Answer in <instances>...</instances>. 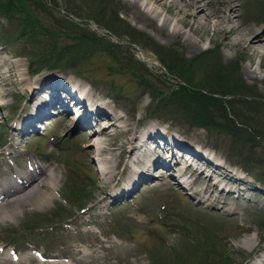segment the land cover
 I'll list each match as a JSON object with an SVG mask.
<instances>
[{"label":"rangeland","instance_id":"1","mask_svg":"<svg viewBox=\"0 0 264 264\" xmlns=\"http://www.w3.org/2000/svg\"><path fill=\"white\" fill-rule=\"evenodd\" d=\"M131 1L114 0V3L118 18L143 35L135 43L121 33L115 35L119 40L110 35L113 27L107 21L111 17L107 9L104 17L107 22L97 25L88 20L87 13L95 11L91 0H71L68 7L61 0L57 5L45 0L52 8V17L36 15V18L52 35H40V40L35 38L32 42L27 41V37L21 38L22 28L18 22L9 25L0 17V66L5 65V60L14 66L10 71L7 66L0 67V173L10 176L17 169L25 171L26 160L34 158L55 167L59 180L54 198L45 207L29 203L20 205L15 218L0 222V264H198L206 254L212 259L209 261L217 263L219 255L224 253L232 264H256L264 254V226L258 224L264 220V42L255 54L244 49L245 39L254 31L264 40V0L233 2L230 17L236 27L244 30L240 46L234 45V37L228 40V45L223 44L226 41L214 32L216 20H211L207 26H198L192 21L182 25V14H167L161 6L140 0L141 9L150 14L149 19L142 21L140 17H133ZM171 1L165 0V6ZM218 1L208 0V12H217ZM69 21H74L78 29L72 30L67 24ZM164 21L168 23L165 29L168 33L160 30ZM86 28L101 41L120 45L121 52L115 58L113 52H104L100 47L92 54L81 51L76 46V38L82 33L80 29ZM170 32H179L180 36L169 37ZM54 42L56 52L71 46L72 53L66 56L65 62L76 57V67L67 69L54 62L56 65L45 67L31 64V60L36 61L43 52H49ZM152 42L164 49L177 50L187 59L206 49L217 48L220 66L234 64L235 75L245 88L242 93L257 98L260 104L243 106L235 102V108L227 111L233 121L223 122L216 113L220 125H227L231 132L196 128L185 117L180 121V114L173 112V108H166L168 110L158 115L150 113L154 97L140 86L141 79L155 82L164 93L169 92L167 87L176 89L179 84L178 79L170 77L158 62L159 56L150 45ZM190 42L197 45V51L190 50L187 45ZM141 51L152 59L151 64L140 59ZM130 55L149 73L138 64L131 69L122 67L126 63L124 59H129ZM248 71L257 78H249ZM75 72L81 74L77 75L79 78L71 77L72 81L82 84L86 88L83 91L89 92L86 114L101 105L112 115L116 113L124 118L122 122L127 123L126 127L113 119V126L108 125L104 117L98 118L90 128L73 130L81 114L73 107L72 112L61 116L60 111L50 109L51 115L44 124L38 125V121L31 124L38 128L34 132L23 134L16 130L21 122L26 123L27 118L35 115L34 107L41 99L49 100L45 91L40 98L31 99L30 84H37L41 77L43 80L55 77L67 87L69 75ZM203 77L204 73L200 72L194 80ZM57 105L56 108H60V104ZM104 125L109 127L105 136L95 135ZM128 129L130 131L125 133ZM153 130L156 133L157 130L165 131V140L169 138L166 136L175 135L178 141L206 156L208 151L212 152L215 154L212 164L215 162L226 170L235 171L244 177L243 182L237 180L235 183L228 176L218 178L217 173L221 172L214 174V168L209 167L198 152L200 161L195 160V166L198 171L202 169L204 175H213L211 180L218 178L217 182L221 183L217 190H213L207 179L197 187L200 193L197 195L182 187L188 176L182 178L174 169L168 173L162 168H151L148 181L140 182L127 196L108 206L112 193H119L122 187H128L129 182L140 176L141 169L132 163L133 153H129L137 140L126 143ZM94 136L98 138L92 140ZM253 139L257 144L252 143ZM96 141L103 142L106 147L99 156L95 153L96 147L90 144ZM154 145L148 143L145 151H139L138 156L144 162L151 158L158 160L162 155L158 148L154 151ZM6 152L9 154L5 155ZM179 152L175 149V162L168 159L175 169L179 164H176ZM106 168L112 171L104 176L101 173ZM134 170L138 171L135 175ZM189 174L198 178L193 170ZM201 197L205 200H200ZM202 225L214 235L211 240V234L201 230ZM245 239H251L250 246L245 244ZM209 242L214 244L219 255L208 250ZM12 255L20 260L11 259ZM43 255L48 259H39Z\"/></svg>","mask_w":264,"mask_h":264},{"label":"bare ground","instance_id":"2","mask_svg":"<svg viewBox=\"0 0 264 264\" xmlns=\"http://www.w3.org/2000/svg\"><path fill=\"white\" fill-rule=\"evenodd\" d=\"M148 1H150L152 4H156L164 8L167 14L168 13L171 15L182 14L184 16V19L182 20V25H186L189 21H192L194 24H197L198 26L200 25L207 26L210 25L211 20H216L214 32L216 35H221L223 37V40L226 41L223 44L228 45L230 43L228 42V40L234 37L235 41L237 40L236 42L234 41V45L235 46L241 45L242 42L241 36L244 30L240 29V27H236L234 25L235 24L234 20L232 19V17H230L231 16L230 12L233 10L232 4L233 2H235V0L218 1L217 3L218 7L216 8L217 11L216 13L208 12V8H207V6L209 5L208 0H179V1L172 0L171 3L167 6H165V0H148ZM140 2H141L140 0L131 1V7L133 9L132 14L133 17L135 18L136 17L142 18L143 21L149 19L150 14L145 9H144L145 11L141 9L142 6ZM224 9L226 10L229 9V10L228 12H226V10ZM167 27H168V23L164 21L160 30L161 31L165 29L167 30ZM192 29H194V27H192ZM166 30L165 32H167ZM177 36H180L179 32L177 33L174 32L169 35V37H177ZM237 36L240 37L237 38ZM260 38L261 35L257 31L256 32L254 31V33L250 35L249 39L247 40L245 39V42L247 41V45L244 47V49L253 51V53L255 54L257 49L263 47L261 45H263L262 43L264 42V40L262 41ZM187 45L189 46L191 51L194 50L197 51V45L195 43L190 42ZM139 57L140 59L148 62L149 64L152 63V59H150L146 54L142 52H140ZM5 62H6L5 65L4 66L1 65L0 67L7 66L10 71L11 67H14L13 64L11 62L9 63L8 60H5ZM1 74L2 73L0 71V75ZM247 75L249 78H254V79L257 78L256 76H253L252 73L249 71L247 72ZM71 77L72 76L68 77L67 87L68 84L69 86L70 85L73 86L72 89L74 93H72V95L69 93V90H67V87H65L63 84L61 85L59 84L60 81H58L55 77H50L44 80L41 77V79H39V82H37V84L35 85L33 84V86L29 83L32 88V91L30 93L31 99L40 98L42 94L46 93L49 95V100L45 102V100L42 101L41 99L37 107L36 108L34 107L35 115L31 116L30 118H27L25 121L26 123L21 122L20 124L21 127H19L16 130L22 132L23 134H28L30 131H33L34 128L33 125L31 126V124L34 121H38L41 123L47 121V119L51 115L50 114L51 110H56L57 112L60 111L58 114H60L61 116L62 114L68 115L70 112H72L73 107L76 108L79 113H81L78 114L79 116L77 117V121L73 126V130H80L87 127L90 128L93 126V122L98 121V118L103 119L104 117L108 119L109 123H106L108 125L113 126V122L111 121V119H113V121L122 122L124 118L117 116V114L112 115V113L107 111L106 107H103L101 105L97 110L95 111L94 109L92 111L89 110V112H87L86 114V100H88L87 98H89V92L88 91L84 92L83 90H85L86 88L83 87L82 84L77 83L76 81H75L76 83L72 81ZM1 80L2 77H0V81ZM23 83L25 85H28V82L23 81ZM57 104H60L59 105L60 108H56L58 106ZM122 123L124 124L123 127L127 126L126 122H122ZM108 125H104L103 130L96 132L95 135L100 134V136H105L104 132H107V130L109 129V127H107ZM129 131H130L129 129L125 130V133H128ZM154 132H155L154 130L148 131L146 134L142 135V137L135 136L131 138L128 143H126L128 145L132 140H137V144L131 146L129 153H133L132 163L135 164L136 166H139V168L141 169L139 170L140 176L138 180L135 177H133L135 179H133L132 182H129L128 187L127 186L122 187L119 193L117 194L112 193L110 195V198H112V202L118 201L123 197L127 196L131 190L133 191L139 185L140 182L148 181L150 179V175L152 174L151 168L152 169L162 168L163 171L168 173L174 169L178 173L180 172L179 174L180 177L183 178L184 176H188V178L184 177L185 187L184 186L182 187L185 189L187 188L190 191H195L197 195L200 194L197 191V187L203 185V183H205L207 179L213 190L218 189V184L221 182L220 181L217 182V180L219 177L222 176H228L230 181H234L236 183L237 180L233 179L234 177H231V175H229V173L225 171L222 165H217L214 162L212 164V161L208 159L209 156L211 160H215V154H213L212 152L208 151V155L205 158V161L207 165H209V167L212 166L214 168V170H212L214 174H216L218 171L221 172V173H217L218 178L213 180H211L213 178V175L211 174L204 175L203 174L204 172H202L203 170L200 169L198 171L197 167L195 166L196 165L194 163L195 160L200 159L198 158L199 157L198 152L190 149V147L185 143H182L181 141L178 140H174V138H171L170 136L167 137H169L171 141H168V143H166L164 139L165 134L163 135L159 131L158 134ZM95 138L98 137L94 136L92 140H95ZM148 143H151L152 145L155 144L154 151L157 148L159 149V151H161L162 155L159 156L158 160L152 158L151 161L144 162V160L140 158L141 156L140 157L138 156L139 151H145L146 144ZM90 144L93 146L94 149L96 147L95 153H98V156L102 155L106 150V147L104 146L103 142L99 143L98 141H96V142H91ZM175 149H178L180 151L178 154L180 158L176 160V164L179 163L178 166H176V169L169 164L170 161L168 162V159H172L175 162L174 160ZM29 162H30V169L28 171L16 170L15 174L11 179L0 178V222L1 221L4 222V220H7L8 218L9 219L15 218L17 214V209L18 207H20V205L23 206L29 203L33 205H39L40 207H45L54 198V195L58 190L59 187L58 185L59 180L57 175L58 172L56 171L55 167L49 166L46 163L33 161L32 159H29ZM107 164L110 163L108 162ZM192 170L195 174H197L198 178H194L193 177L194 174L188 175V172ZM111 171H112L111 168H106L105 171H102L103 173L101 174L106 176L107 174H111ZM133 172L135 175V173H137L138 171L134 170ZM202 175H204V177H202ZM1 176L3 175L0 173V177ZM112 177L113 176H111L109 179H111ZM169 177H171V179L174 180L172 176ZM212 181L214 182L213 184ZM200 200H205V198L201 197ZM14 204L15 206H13ZM250 240L251 239H245V244L250 246L251 244ZM51 258L57 259L56 257H51ZM19 260L16 259V261ZM256 264H264V255L260 258V262Z\"/></svg>","mask_w":264,"mask_h":264},{"label":"trees","instance_id":"3","mask_svg":"<svg viewBox=\"0 0 264 264\" xmlns=\"http://www.w3.org/2000/svg\"><path fill=\"white\" fill-rule=\"evenodd\" d=\"M50 1H52L54 5L58 4L57 0ZM61 1L64 6H71V0ZM80 1L82 2V0ZM91 2L93 3V7L95 6V11L87 13V19L93 20L97 25L100 22L109 21V24L113 27L110 31L112 37L113 35L117 36V34L121 33V35H126L135 43V40L143 36L118 18L115 9L117 4L114 3V0H91ZM106 9L111 12L110 20L107 21L104 19L105 13L107 12ZM36 15L52 17V8L49 7L45 0H0V17L5 19L6 23L9 25L12 22H18L22 28L20 33L21 38L27 37L26 40L30 42L34 41L35 38L40 40V38H38L40 35H52L50 30L42 27L41 24L38 23ZM14 16H18L19 18ZM67 24L73 27L72 30L78 29V25L74 21H69ZM80 31H82V33L76 38V46L80 48L81 51L92 54L100 47L104 52H113L115 58L121 52V47L117 45V43L108 40L103 42L96 34L90 33L87 28L80 29ZM150 45H152L154 52L159 56V58H157L165 68L167 74L170 77L177 78L179 82V84L176 85V89L167 87L169 92L164 93L155 85V82H151L146 78L141 79L140 86L147 90L148 93L150 92V95L154 97L153 104L150 108L151 110L149 111L150 113L153 111L154 114L158 115L160 111L173 108V112H177L178 115L180 114V121L185 117V120L196 128L199 127L209 131L213 128L220 132H231V130L227 128V125H220V122H218L219 120L215 117L216 113L223 122L233 121V116L229 115L227 111L233 107L235 102H241L240 104H244L243 106L250 104H257L258 106L260 104L257 98H251V95L247 97L248 95L246 92L242 93L241 90H245V88H243L242 83H240L238 77L235 75L236 66L234 64H229L226 67L220 66L217 48L208 49L191 59H187L183 56L181 57V54L177 50L164 49L163 47L155 45L153 42ZM71 53V46H64L61 51L56 52V42H54L49 52H43L39 59L36 61L31 60L30 62L31 64L35 63L37 67H45L50 64L56 65L54 63H57L69 69V67H76L78 61L76 57H72L67 63L65 62L66 56ZM128 58L129 59H124L126 63L123 64L122 67L131 69L135 67V64H138L149 73V70L144 65L133 60L131 55ZM200 72L204 73L203 79L201 78L199 81L194 80L196 74ZM75 74L80 75L81 73L75 72ZM234 108L235 106L232 110ZM237 109L238 108H236V110ZM257 142L258 141L255 139L252 140L254 145L257 144ZM258 224L264 226V220H260ZM200 227L202 231L208 234L210 233L206 228H202L203 225ZM212 235L213 234H211L209 240L212 239ZM199 241L202 240L199 239ZM208 244V250H214V252L218 254L217 250L214 249V244L210 242ZM199 248L200 247H197L196 249ZM203 251L205 252V250ZM209 260L212 259H209L208 254H206L204 259L201 262L199 261L198 264H232L230 257L225 253L219 255V261H217V263ZM180 263L183 264L184 262H179V264Z\"/></svg>","mask_w":264,"mask_h":264}]
</instances>
